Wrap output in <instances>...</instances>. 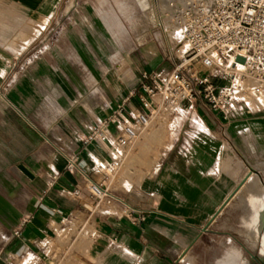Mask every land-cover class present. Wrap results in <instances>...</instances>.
<instances>
[{
	"label": "crops",
	"instance_id": "0c3cea01",
	"mask_svg": "<svg viewBox=\"0 0 264 264\" xmlns=\"http://www.w3.org/2000/svg\"><path fill=\"white\" fill-rule=\"evenodd\" d=\"M59 2L0 0L6 8L0 38L15 34V9L24 21L32 8L51 16ZM15 70L13 54L0 49V89L7 87L6 105L0 104V146L5 150L0 167L12 166L0 170V264L28 259L25 264H41L39 256L56 230L86 245L87 254L76 255L72 264H180L223 215L233 214L232 203L245 194L242 184L252 169L251 157L264 161V114L226 124L204 107L185 111L168 133L151 177L141 182L128 171L127 191L102 208L86 186L103 180L97 165L110 166L117 159L116 147L85 145L84 140L127 90L101 108L77 109L73 87L78 85L69 66L68 79L62 65L46 62L25 65L19 82ZM138 108L135 98L126 104L128 112ZM73 156L78 165L67 169Z\"/></svg>",
	"mask_w": 264,
	"mask_h": 264
},
{
	"label": "rangeland",
	"instance_id": "374dc122",
	"mask_svg": "<svg viewBox=\"0 0 264 264\" xmlns=\"http://www.w3.org/2000/svg\"><path fill=\"white\" fill-rule=\"evenodd\" d=\"M4 9L0 6V20L6 15ZM170 13L163 16L159 0H60L51 16L42 17L32 8L24 21L21 20L22 14L15 9V34L9 39L0 38V49L13 54L16 82L22 78L25 65L26 68L40 62L57 64V68L62 65L64 79L71 77L70 71H65L69 66L73 81L78 85L73 87L78 99L77 109L81 106L97 109L107 99L113 102L114 96H122L120 93L124 89L127 97L134 90H130L132 87L137 88L143 73L157 68L168 69L171 60L178 57L175 41L169 32L172 26ZM218 83L224 85L225 81L220 79ZM6 94L7 87L4 86L0 89V104L6 105ZM203 110L200 102H184L170 114L160 112L134 142L126 147H116V163L112 161L110 166H103V180L95 183L103 187L107 196L96 203L102 208L115 204L127 191L124 178L128 171L131 172L130 178L141 182L151 177L160 149L164 148L177 118L185 111ZM260 115L254 114L247 120ZM245 140L248 142L250 137ZM1 153L5 150L0 146ZM262 162L257 156L251 157L252 169L248 171L256 175L257 189L245 190L242 196L239 194V199L234 200L229 209L233 214L223 215L222 221L211 229L213 232L196 243L188 252L191 256L180 264H218L226 255L231 256V260L225 264H264V231L262 235L260 232V225L264 224ZM10 168L12 166H1L0 170ZM135 185L134 182L130 187ZM241 202L247 208H241ZM54 236L47 242L44 254L39 256L41 264H72L76 255L83 257L87 254L81 238L77 241L63 230H56ZM256 256L263 263L255 259ZM27 261L31 262V259Z\"/></svg>",
	"mask_w": 264,
	"mask_h": 264
},
{
	"label": "built area",
	"instance_id": "2783aa9c",
	"mask_svg": "<svg viewBox=\"0 0 264 264\" xmlns=\"http://www.w3.org/2000/svg\"><path fill=\"white\" fill-rule=\"evenodd\" d=\"M169 19L178 57L168 69L143 73L137 88L90 128L85 145L126 147L160 112L184 102H200L226 124L264 114V0H174ZM134 98L139 108L128 112ZM77 165L78 157L68 159L67 169ZM97 187L103 189L89 182L86 190L102 200L107 193Z\"/></svg>",
	"mask_w": 264,
	"mask_h": 264
},
{
	"label": "bare ground",
	"instance_id": "6f19581e",
	"mask_svg": "<svg viewBox=\"0 0 264 264\" xmlns=\"http://www.w3.org/2000/svg\"><path fill=\"white\" fill-rule=\"evenodd\" d=\"M159 9L161 10V13L163 14V16H165L164 14L169 13V11L171 12V9H172L171 0H159ZM164 21L167 22L166 17L164 18ZM258 185L259 183L256 179V175L253 172H248L243 179V184H242L243 188H245V190L247 191L254 190V189L256 190ZM98 192L102 194L106 193L104 189H99V188H98ZM263 231H264V224L261 223L260 225L261 235L263 234ZM256 259L259 262L263 263L262 261L259 260L258 256H256ZM228 260H231V256L226 255L224 258H222V260L218 264H225Z\"/></svg>",
	"mask_w": 264,
	"mask_h": 264
},
{
	"label": "water",
	"instance_id": "95a60500",
	"mask_svg": "<svg viewBox=\"0 0 264 264\" xmlns=\"http://www.w3.org/2000/svg\"><path fill=\"white\" fill-rule=\"evenodd\" d=\"M206 229L203 230V232L205 231ZM256 259V258H255Z\"/></svg>",
	"mask_w": 264,
	"mask_h": 264
}]
</instances>
